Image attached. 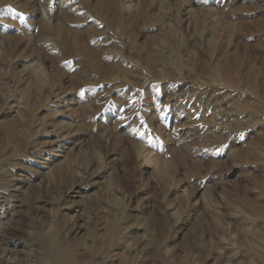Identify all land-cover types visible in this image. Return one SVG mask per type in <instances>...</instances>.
<instances>
[{
    "label": "rangeland",
    "instance_id": "obj_1",
    "mask_svg": "<svg viewBox=\"0 0 264 264\" xmlns=\"http://www.w3.org/2000/svg\"><path fill=\"white\" fill-rule=\"evenodd\" d=\"M262 228L264 0H0V264H264Z\"/></svg>",
    "mask_w": 264,
    "mask_h": 264
},
{
    "label": "bare ground",
    "instance_id": "obj_2",
    "mask_svg": "<svg viewBox=\"0 0 264 264\" xmlns=\"http://www.w3.org/2000/svg\"><path fill=\"white\" fill-rule=\"evenodd\" d=\"M260 238L264 240V228L261 229ZM67 247V244L60 239V235L57 232L46 237L41 244L43 264H75V262L81 264V257L75 258L70 253L71 248L67 250ZM84 264L89 263L85 262ZM99 264H106V260L103 259Z\"/></svg>",
    "mask_w": 264,
    "mask_h": 264
}]
</instances>
